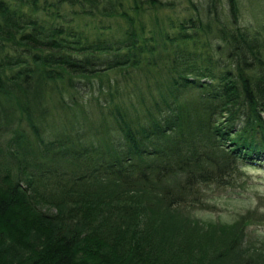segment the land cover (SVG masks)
<instances>
[{
	"label": "trees",
	"instance_id": "trees-1",
	"mask_svg": "<svg viewBox=\"0 0 264 264\" xmlns=\"http://www.w3.org/2000/svg\"><path fill=\"white\" fill-rule=\"evenodd\" d=\"M253 2L0 0V264H264L197 214L264 162Z\"/></svg>",
	"mask_w": 264,
	"mask_h": 264
},
{
	"label": "rangeland",
	"instance_id": "rangeland-1",
	"mask_svg": "<svg viewBox=\"0 0 264 264\" xmlns=\"http://www.w3.org/2000/svg\"><path fill=\"white\" fill-rule=\"evenodd\" d=\"M197 1V0H196ZM249 0H243L245 6ZM251 1V0H250ZM257 2L258 0H253ZM252 3V5L255 4ZM264 4V0H259ZM258 2V3H259ZM249 10L243 20L244 23H251L256 26L259 20L258 16H253ZM264 162L255 166L256 168H247L248 184L236 189L220 190L212 196V204L216 206V210L212 212L200 211L198 216L203 218H212L226 223L234 222L239 215L252 212L253 223L246 230V240L248 244L258 245V240H264ZM249 175V177H248Z\"/></svg>",
	"mask_w": 264,
	"mask_h": 264
}]
</instances>
